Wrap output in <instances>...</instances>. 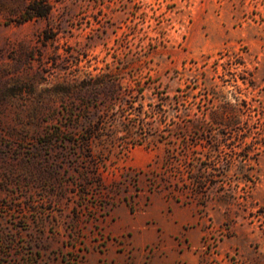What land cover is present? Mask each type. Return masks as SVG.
<instances>
[{
  "label": "rangeland",
  "instance_id": "rangeland-1",
  "mask_svg": "<svg viewBox=\"0 0 264 264\" xmlns=\"http://www.w3.org/2000/svg\"><path fill=\"white\" fill-rule=\"evenodd\" d=\"M192 211L202 264H264V0H0V264L147 261L135 223Z\"/></svg>",
  "mask_w": 264,
  "mask_h": 264
},
{
  "label": "crops",
  "instance_id": "crops-1",
  "mask_svg": "<svg viewBox=\"0 0 264 264\" xmlns=\"http://www.w3.org/2000/svg\"><path fill=\"white\" fill-rule=\"evenodd\" d=\"M190 224V227H189ZM143 227L139 235L135 237L138 245H144L151 240L162 241L153 250L154 256L147 261L142 260L133 264H202L198 255L194 252L202 237V229L197 223V215L192 211L185 216L175 212L169 217L162 216L160 230H155L143 219L135 223ZM184 234V240L178 239ZM108 258L112 264L123 263L121 253L111 249Z\"/></svg>",
  "mask_w": 264,
  "mask_h": 264
},
{
  "label": "trees",
  "instance_id": "trees-1",
  "mask_svg": "<svg viewBox=\"0 0 264 264\" xmlns=\"http://www.w3.org/2000/svg\"><path fill=\"white\" fill-rule=\"evenodd\" d=\"M44 13L45 12L41 9L38 1L29 3L24 11V14L28 16L43 15ZM241 79L245 83L246 78L242 77ZM241 103L243 104L244 100ZM238 123L239 120L235 117L225 121V125L229 128H233ZM130 129L131 128L127 129L128 135H130ZM212 142L213 141L208 142V150L210 151L215 149ZM195 145L196 143L194 144V146ZM187 146H189V144ZM226 147L230 148L228 144H226ZM195 162L197 163L198 159L191 157L189 154H186L181 158H167L166 164L169 165V169L174 170L175 174H173V177L176 179V181L173 183L170 177L165 178L166 186L167 188H169V191L166 192L167 198L172 197L177 202L181 201L184 204H189L196 199L198 192H202L203 198L206 199L210 195L211 191H213L216 187H219L215 180H213L214 175L212 171L215 167V161H213L210 157H205L204 159H201L199 161V163L203 165L202 167L204 168V172L202 175H195L192 174V172L190 174V171H192V167L194 166ZM186 172L187 176H185ZM189 186L195 187L193 190V194H189V192H187L189 190ZM220 187H224V184H220ZM180 195H185L186 199L181 200ZM196 201L203 207L206 205L205 202H198V200Z\"/></svg>",
  "mask_w": 264,
  "mask_h": 264
}]
</instances>
